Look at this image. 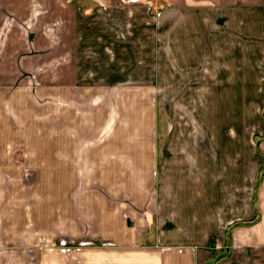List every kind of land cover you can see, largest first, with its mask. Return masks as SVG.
<instances>
[{
	"label": "crops",
	"instance_id": "1",
	"mask_svg": "<svg viewBox=\"0 0 264 264\" xmlns=\"http://www.w3.org/2000/svg\"><path fill=\"white\" fill-rule=\"evenodd\" d=\"M135 1L0 0V233L24 213L15 169L42 165L26 123L50 74L54 163L71 204L53 217L69 242L87 243L80 264H264V0H166L161 11ZM173 49L189 67L173 68ZM228 87V144L188 131L192 95ZM180 88L191 92L166 93L160 138L159 90ZM190 137L184 157L177 145Z\"/></svg>",
	"mask_w": 264,
	"mask_h": 264
},
{
	"label": "rangeland",
	"instance_id": "2",
	"mask_svg": "<svg viewBox=\"0 0 264 264\" xmlns=\"http://www.w3.org/2000/svg\"><path fill=\"white\" fill-rule=\"evenodd\" d=\"M126 1H128L127 3L132 2V4L137 2L135 0ZM143 1L147 2L149 0ZM153 1L156 4L154 2L153 3L158 6V9H160L159 11L166 6V0ZM188 45L192 48H196L198 46L197 43L192 44L191 42ZM177 52V49L172 52L175 61H172L171 64L173 65V68H177L181 71L184 70L182 68H185V66L189 67V65H185L179 61L178 57H175V53ZM51 78H53V75L42 74L41 121H37L39 116L38 114L40 112L32 107L30 112L31 121L26 123V125H29L32 135V137L28 139V145L31 146L32 151H39V149H42V154L36 155L38 160L37 162H42V165L37 168H30L25 165V167L16 168L14 171V178L16 181L15 197L16 201L23 203L20 207L24 213L19 218L20 221L18 219L16 220L17 227H15L14 234H7L5 232L0 233V259H3L4 264H6V259L13 261V264H80L81 256L79 255L82 249L87 246V243L85 242H80L79 244L74 243V241L69 242V236L65 234L64 231H58L54 223L55 219L53 215L55 210H69L71 208V204L70 202H66L64 200V197L67 199L68 196L61 193V180L58 178L59 176L57 175L54 163L56 145L54 136L56 127L55 95L53 88H43V86L51 84ZM196 78H198V76H196ZM149 80L150 73L144 71L143 69V82L149 83ZM45 81L48 84H46ZM177 81L178 82L173 85H188L192 80L189 77V79H186L183 82H180V80ZM143 84L145 85V83ZM233 88L234 87L225 88V91L216 89L211 91L210 89L206 90L204 88V90L193 94L192 105L186 108V117L189 122L188 131L195 133L197 136L200 135L203 139L205 137L209 138L212 135L220 134L218 137L221 138L222 143L228 144L229 140L227 137H229L231 130L233 133L237 132L236 128L234 130L232 129L235 126L234 118L231 115L237 105L225 102L228 94L235 93V89ZM185 89H169V91L159 90L158 98L159 102L162 104L160 105L162 112H160L165 118V121H163L161 115L158 120L157 125L160 138L165 126L167 128L168 123L166 122V114L168 110L170 111V107H167L166 105V98L169 94L172 98H181L185 95L184 92H191ZM176 101L177 105H179V99L177 100L176 98ZM201 103L209 104L207 113H204L205 107ZM20 110L22 111L21 107ZM213 110L217 111L216 114ZM199 113L206 118L201 120L200 118L202 116L200 117ZM169 124V127H171V125L177 123L172 117ZM96 125H99L98 121L96 122ZM117 125L118 123L115 124L114 129L120 127ZM14 129H22V122H15ZM149 129L150 125L148 126L146 122H143L137 131L138 133L141 132L140 135L145 138L149 134ZM27 130H29V128H27ZM257 130L258 129L255 128V131ZM40 133L42 135L41 137L39 136ZM164 136V140L162 139L159 145H166V134H164ZM216 137L217 136H212L211 140H216ZM24 139L26 140V138H22L17 135L14 139H12V141L15 146H22ZM256 141L259 142L260 140L256 139ZM2 144L6 143L3 142ZM177 146L179 147L178 149L181 152V155L187 157V155L194 150L193 138H186ZM63 184L65 186V183ZM68 187L69 185L66 186V188ZM76 189L77 188L75 187V190ZM74 196L76 198V195ZM23 198L24 201L21 200ZM68 201L70 200L68 199ZM78 207V204H76L75 209H78ZM29 212L31 214L30 217H28ZM24 220H26V223L23 224ZM17 222L21 223V227ZM25 225L28 226L25 227ZM4 229L5 228H2V230ZM8 264H11V262Z\"/></svg>",
	"mask_w": 264,
	"mask_h": 264
},
{
	"label": "trees",
	"instance_id": "3",
	"mask_svg": "<svg viewBox=\"0 0 264 264\" xmlns=\"http://www.w3.org/2000/svg\"><path fill=\"white\" fill-rule=\"evenodd\" d=\"M262 113L264 114V108H263V111H262ZM260 183H261V179H260V181L258 182V185H257V187H256V188H258V187H259ZM256 194H257V193H256ZM229 237H230V233L228 232V233H227V238H228V240H229Z\"/></svg>",
	"mask_w": 264,
	"mask_h": 264
}]
</instances>
